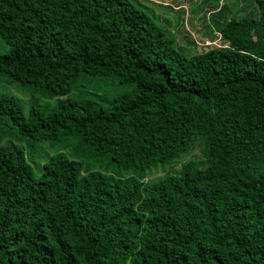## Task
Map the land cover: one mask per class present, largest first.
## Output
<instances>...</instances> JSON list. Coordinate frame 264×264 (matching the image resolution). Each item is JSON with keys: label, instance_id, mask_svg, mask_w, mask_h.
Returning <instances> with one entry per match:
<instances>
[{"label": "trees", "instance_id": "1", "mask_svg": "<svg viewBox=\"0 0 264 264\" xmlns=\"http://www.w3.org/2000/svg\"><path fill=\"white\" fill-rule=\"evenodd\" d=\"M254 6L214 7L210 43L187 51L125 0H0V76L48 96L82 73L138 87L48 113L0 95V264H264V0ZM42 141L61 149L29 154ZM196 145L201 159L145 180Z\"/></svg>", "mask_w": 264, "mask_h": 264}, {"label": "rangeland", "instance_id": "2", "mask_svg": "<svg viewBox=\"0 0 264 264\" xmlns=\"http://www.w3.org/2000/svg\"><path fill=\"white\" fill-rule=\"evenodd\" d=\"M135 7L145 11L158 26L164 28L167 34L175 38V41L185 47L187 51L200 49L202 44H209L211 32L214 23L211 20L210 11L214 7H223L227 18L239 17L253 10L254 0H125ZM217 34V33H216ZM192 41V42H191ZM218 44V39L213 41ZM9 46L0 37V53H8ZM138 87L134 82H120L112 75H91L82 73L74 82L72 89L65 95L48 96L36 94L30 85L21 84L5 75L0 76V95L13 96L22 109L27 112L31 107H36L45 112L54 111L61 102H74L84 104L93 102L98 106H104L105 101L118 97L123 94H130L137 91ZM9 140L24 146L28 150L25 142L19 143L14 136H7ZM59 143H50L42 141L37 143L36 149L29 150L33 155L42 156L53 154L61 149ZM32 149V147L30 148ZM67 151V149H64ZM30 159V163L35 165L34 159ZM201 159V146L196 145L194 149L181 156L175 161H171L164 165L158 164L152 168L146 181H154L168 173L176 172L182 163L189 159ZM88 164L95 169H104L105 162L98 160H89ZM86 163V164H87ZM39 173V168H36ZM125 175L129 172L123 171Z\"/></svg>", "mask_w": 264, "mask_h": 264}]
</instances>
